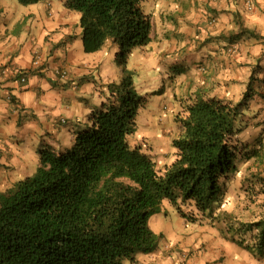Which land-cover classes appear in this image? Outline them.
Masks as SVG:
<instances>
[{
    "label": "trees",
    "instance_id": "16d2710c",
    "mask_svg": "<svg viewBox=\"0 0 264 264\" xmlns=\"http://www.w3.org/2000/svg\"><path fill=\"white\" fill-rule=\"evenodd\" d=\"M17 1L29 6L43 0ZM144 1L65 0L68 10L80 14L85 53L101 52L111 42L120 51L116 61L124 66L123 77L100 91L101 106L91 112L88 129L76 134L71 149L41 147L37 172L0 192V264L135 261L159 247L160 236L149 221L166 204L190 224L218 226L225 239L264 259V217L241 220L221 211L240 164L264 157L262 141L259 148L247 149L237 140L264 56L240 101L204 95L180 103L174 159L161 169L141 145L129 142L149 104L135 85L137 71L127 69L136 49L152 42L155 27ZM234 17L236 30L221 39L264 42L239 14ZM183 72L175 70L174 78ZM166 89L163 85L153 94L162 97ZM244 189L254 193L252 200L264 196V176L248 177Z\"/></svg>",
    "mask_w": 264,
    "mask_h": 264
},
{
    "label": "crops",
    "instance_id": "0c3cea01",
    "mask_svg": "<svg viewBox=\"0 0 264 264\" xmlns=\"http://www.w3.org/2000/svg\"><path fill=\"white\" fill-rule=\"evenodd\" d=\"M254 4L259 10L250 12L244 0L143 2V9L153 17L154 27L159 25L161 49L171 53L167 57L172 61L170 65L177 64L178 68L181 61L186 64L183 74H175L174 78V71H170L172 75L165 82L167 92L162 98L174 99V112L188 97L205 95L234 103L243 98L253 69L264 56V42L245 37L239 41L240 51L229 56L226 50L231 44L220 37L236 30V14L246 27L264 37V0H254ZM213 19L214 25L210 24ZM155 39L153 32L150 47ZM35 53L41 57L38 71L32 69ZM164 65V72H169L171 66L166 61ZM106 67L103 51L85 53L80 14L68 10L65 0H43L29 6L17 0H0V192L37 172L41 147L54 141L61 150L50 148L67 150V145L75 142L76 134L83 130L82 122L88 127L89 115L103 99L100 91L112 83ZM57 68L67 69V81L56 76ZM9 69L27 72L23 74L27 81L21 83L8 73ZM132 70L139 74L137 68ZM256 76L259 84L256 83L255 97L241 120V131L247 129L245 122L253 118L251 114L264 108L259 102L264 99V92L257 89L264 84V69ZM159 107L154 106L153 110ZM154 111L147 115L150 125L157 115ZM68 138L71 142L67 143ZM258 141L253 138L245 145L247 149L259 148ZM170 208L166 204L151 219L159 220ZM180 222V229L170 233L154 231L160 236L159 247L124 264H264L261 257L225 239L218 226L191 225L185 219Z\"/></svg>",
    "mask_w": 264,
    "mask_h": 264
},
{
    "label": "rangeland",
    "instance_id": "374dc122",
    "mask_svg": "<svg viewBox=\"0 0 264 264\" xmlns=\"http://www.w3.org/2000/svg\"><path fill=\"white\" fill-rule=\"evenodd\" d=\"M149 3L150 2L146 3L145 8ZM257 10L259 9H256L254 4L253 10L250 12H255ZM262 11L264 12V10ZM158 26L155 25L154 34L156 36V39L154 40L152 46L150 47L148 45L146 47L136 49L134 54L131 56L127 66V69L129 70L134 69V67L138 69L139 74L137 73V76H135V85L138 91L146 96L149 100V104L139 118L138 129L133 135H131V137L129 138V142L132 145H141L146 155H151L158 163V167L163 169L166 164L170 163L174 159V151L171 145L178 132L175 116L178 115V113L181 111V107L179 104L180 109L174 112V110L176 109L174 108V99L167 100L153 93L155 91H158L162 85H166L165 82H167V80L169 79L168 77L172 75L170 71L173 72L179 68L183 69L186 67V64L181 61L178 64V68L176 67L177 64L175 66H172V64L170 65L172 61L167 57L171 56V53H169L168 50L161 49L162 38L157 34ZM235 44L239 46V49L237 51L239 52V42ZM237 52L234 54H229V56H234L237 54ZM117 53H120L118 48L108 41L103 49V54L105 58V64L107 65L106 72L108 75H110V82L112 83H119L121 78L123 77L124 66L118 64V62L116 61ZM165 53L166 56L164 55ZM148 55H150L151 57H148ZM165 61L167 65L169 64L171 66L168 69L169 72L166 73L163 69V67L165 66ZM257 89L260 92H264V84L259 85ZM102 101H99L98 105L95 106L93 110L99 109ZM259 102L261 106L262 104L264 105V99ZM157 105H159L160 107L155 108L154 111L153 108ZM151 110L157 113V115H155L154 121L150 125V121L147 120V115L153 112ZM251 115H253V118H249L248 121L245 122L247 123V129L245 127V129L242 130L243 132L241 131L242 134L237 138L238 142L241 143V145H245L246 141H250L253 138L257 140L259 139L264 143V108H260L257 112H255V114ZM259 126L263 128L257 129ZM88 127L86 128L82 122L81 128L83 130L88 129ZM151 133L153 134V136ZM68 142H71V139L68 138L67 143ZM48 144L49 148L55 147L57 150H61L59 149L58 144L54 141H51ZM73 144L74 141L73 143L71 142L70 145H67L66 149H71ZM239 167L240 168L238 172L232 177L231 181L228 184L226 200L221 211L224 210L226 212H230L236 218L241 220L264 217V196L259 193L257 195H254V200H252L251 196L254 193H247V191L244 189V184L248 177L254 174H261L264 176V157L262 159L254 158L248 162H243ZM182 220L183 219L180 218L171 207L167 214L159 216V220L156 217L150 219L149 225L155 232L156 230H165L166 233H170L171 230L180 229V221Z\"/></svg>",
    "mask_w": 264,
    "mask_h": 264
},
{
    "label": "built area",
    "instance_id": "2783aa9c",
    "mask_svg": "<svg viewBox=\"0 0 264 264\" xmlns=\"http://www.w3.org/2000/svg\"><path fill=\"white\" fill-rule=\"evenodd\" d=\"M245 6L249 11H252L254 8V0H244ZM215 19H213L210 24L214 25L215 24ZM239 46L237 44H232L227 48V53L226 55L229 54H234L238 51ZM42 67L41 64V57L38 53H35V58H34V63H33V70H38L39 68ZM206 68V67H205ZM205 68H203V70H205ZM9 74H11L14 77H18L19 80H21V83H25L27 81V77L24 75H21V73L19 72L18 69H9L7 70ZM55 74L56 76L59 77V79L61 81H67L69 79V72L67 71V69L65 68H57L55 70ZM63 122H65V120H63ZM0 142H1V138H0Z\"/></svg>",
    "mask_w": 264,
    "mask_h": 264
}]
</instances>
